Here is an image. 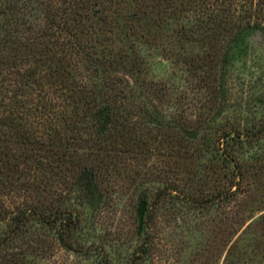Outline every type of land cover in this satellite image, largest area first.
Masks as SVG:
<instances>
[{
	"label": "trees",
	"instance_id": "obj_1",
	"mask_svg": "<svg viewBox=\"0 0 264 264\" xmlns=\"http://www.w3.org/2000/svg\"><path fill=\"white\" fill-rule=\"evenodd\" d=\"M247 28L264 49V0H0V251L42 224L109 264L104 242L72 240L80 208L91 190L107 199L144 178L152 194L130 264L152 253L156 209L179 202L232 203L205 264H264V212L242 213L264 171V63L236 87L227 58ZM147 44L181 65L176 94L148 77Z\"/></svg>",
	"mask_w": 264,
	"mask_h": 264
},
{
	"label": "rangeland",
	"instance_id": "obj_2",
	"mask_svg": "<svg viewBox=\"0 0 264 264\" xmlns=\"http://www.w3.org/2000/svg\"><path fill=\"white\" fill-rule=\"evenodd\" d=\"M143 48L148 77L168 85L171 92L176 94L179 90L177 87L184 85L181 65L166 58L160 49L149 48L148 44ZM227 58L235 86L240 84V76H244L248 83L264 63V49L260 45L258 32L247 28L235 36L229 43ZM194 127L195 131H199L198 126ZM195 131L192 132L193 136L197 134ZM260 144L264 145V140H260ZM193 169L197 172L195 181L200 176L204 177L207 171L198 160L193 162ZM250 170L252 173L260 172L257 167H250ZM143 179L115 187L107 199L94 190L89 191L83 201L84 209L80 206L82 227L76 230L72 240L83 245L104 242L109 253V264H130L133 249L144 237L146 206L152 194L151 188L142 183ZM249 183L242 213L251 215L252 222H255L264 212V171L258 177L252 175ZM209 184L213 186L215 182L210 181ZM228 205L230 207L215 206L207 212H198L184 202L162 204L156 209V216L150 224L154 233L152 253L146 260H137L135 264H205V248L218 236L223 226L224 212L233 211L232 203ZM247 223L248 220L242 228ZM257 226L256 235L264 238V227ZM0 264H97V257L95 254L86 255L63 248L53 228L36 224L28 232L17 235L10 245L0 251Z\"/></svg>",
	"mask_w": 264,
	"mask_h": 264
}]
</instances>
